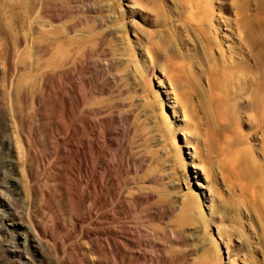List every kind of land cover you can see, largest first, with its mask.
<instances>
[{"label":"rangeland","instance_id":"rangeland-1","mask_svg":"<svg viewBox=\"0 0 264 264\" xmlns=\"http://www.w3.org/2000/svg\"><path fill=\"white\" fill-rule=\"evenodd\" d=\"M211 1L0 0V264H264V135L221 89L264 0Z\"/></svg>","mask_w":264,"mask_h":264},{"label":"bare ground","instance_id":"bare-ground-1","mask_svg":"<svg viewBox=\"0 0 264 264\" xmlns=\"http://www.w3.org/2000/svg\"><path fill=\"white\" fill-rule=\"evenodd\" d=\"M211 1V0H210ZM233 1V0H232ZM235 1V0H234ZM241 1V0H240ZM243 1V0H242ZM212 2V1H211ZM210 2V3H211ZM234 3V2H233ZM240 3H242V2H240ZM197 4V3H196ZM205 4V3H204ZM212 4H213V2H212ZM235 4H239V3H236V1H235ZM251 4V3H250ZM250 4H249V2L248 1H246V2H243V4H241L240 6H238V8H239V12L237 13V15H236V20H237V16L238 15H240V18L238 19L239 20V25L237 26V28H238V30H239V33H238V36H239V34H240V36H241V38L239 37V39L241 40V43L243 44H241L242 46H244L245 48H243V49H247L248 50V52H250V54H254L255 55V57H256V62H257V64H256V67H258V69H259V73H258V75H259V77H258V79H255L254 77H255V75H257V73L256 74H254V72H253V70H254V66L255 65H252V63H251V65L253 66V70H252V68H251V66L249 65V64H247V60L245 61V62H240L239 61V63L237 62L238 60H240V59H235V61H234V59L231 61V59H230V61L229 60H224L223 61V63H224V67H225V69H221L223 72V74H224V84H223V87H221V89L223 88V94H224V96L226 97V99H228L227 101H229V100H232V97L233 96H235L234 94H239V96L240 95H244V94H248V95H250L249 97H248V100H249V102H250V104L248 103V105H249V107H250V109L252 110V112L254 113V115H255V127L259 130V131H261L262 133H263V135H264V6H262L261 8H260V11L256 14V15H254V14H250V12H249V10L251 9L250 8ZM252 5V4H251ZM192 6H193V4H192ZM191 5H190V7H192ZM205 6V5H204ZM208 6H210V5H207L206 6V9L207 10H205V11H203V15H207L208 14V12L210 11H208ZM198 7V6H197ZM202 6H200L199 8H201ZM196 8V7H195ZM204 8V7H203ZM250 8V9H249ZM192 9V8H191ZM211 9V8H210ZM195 10V9H194ZM194 12V11H193ZM214 12V11H213ZM237 12V11H236ZM251 12H252V10H251ZM195 13V12H194ZM193 13V14H194ZM198 13V12H197ZM201 13H202V11H201ZM211 13H212V11H211ZM190 15V14H189ZM199 15V14H198ZM212 15H213V13H212ZM197 16V15H196ZM195 16V17H196ZM191 17H192V15H191ZM207 17H210V16H207ZM194 17H192L191 18V20L193 19ZM203 18V17H202ZM205 18V17H204ZM203 18V19H204ZM214 18V17H213ZM194 19H197V18H194ZM215 19V18H214ZM198 20V19H197ZM202 19H200V21H201ZM205 21H206V18L204 19ZM203 20V21H204ZM235 20V21H236ZM194 21V20H193ZM199 21V22H200ZM203 21H201L200 22V24H203L204 22ZM208 21H210V20H208ZM208 21H206V22H208ZM196 24L198 23V22H196V21H194ZM203 22V23H202ZM228 22L229 23H231L230 22V20H228ZM216 23V22H215ZM233 23V22H232ZM200 24H198V26L200 25ZM210 24H212V22L210 23ZM236 23H234V25H235ZM209 25V24H208ZM196 26V25H195ZM200 26H202V25H200ZM210 26V25H209ZM231 26V25H230ZM213 26H211V28H212ZM216 27V26H215ZM220 27V26H219ZM210 28V29H211ZM207 29H209V27L207 28ZM213 29V28H212ZM219 29V28H218ZM200 30V29H199ZM203 30V29H202ZM193 31V30H192ZM214 32H215V29H214ZM219 32V31H218ZM195 34V33H194ZM212 35V34H211ZM214 35V34H213ZM217 35V34H216ZM205 36V35H204ZM203 36V37H204ZM215 39H217V36H216V38H214L213 39V37H211L209 34H208V36H206V43H207V46L209 47V49H207V50H210V48H212V45H214V44H216L217 42H216V40ZM217 41H218V39H217ZM220 41V40H219ZM218 41V42H219ZM219 45V44H218ZM221 45V44H220ZM204 46H206V44H204ZM222 46V45H221ZM234 46V45H233ZM240 46V45H239ZM242 46H241V48H242ZM216 47H218V46H216ZM229 47V46H228ZM206 48V47H205ZM221 48V47H220ZM220 48H218V49H220ZM230 48H232V47H230ZM230 48H228L230 51L234 48H232V49H230ZM235 48H236V46H235ZM239 48V47H238ZM240 49V48H239ZM223 50V49H222ZM235 51V50H234ZM233 51V52H234ZM238 52H239V50H237ZM236 52V51H235ZM237 52V53H238ZM243 52V51H242ZM246 52V51H245ZM223 53H224V50H223ZM244 53V52H243ZM256 53V54H255ZM229 54V53H228ZM231 54H232V52H231ZM230 54V55H231ZM234 54H236V53H234ZM246 54V53H245ZM249 54V53H248ZM249 54V55H250ZM212 55H214V54H212ZM227 55V54H226ZM229 55V56H230ZM241 55V54H240ZM243 55V54H242ZM210 56V55H209ZM224 56V55H223ZM237 56H238V54H237ZM237 56H234V58L235 57H237ZM245 57H246V55H244ZM248 56V55H247ZM250 56H253V55H250ZM228 57V56H227ZM240 57V56H239ZM239 57H237V58H239ZM254 57V56H253ZM249 58V57H248ZM251 58V57H250ZM247 59V58H246ZM229 61V62H228ZM222 62V61H221ZM251 61H249L248 63H250ZM219 63V62H218ZM222 64V63H221ZM222 66V65H221ZM257 69V68H256ZM222 74V75H223ZM257 75V76H258ZM219 85V84H218ZM222 94V95H223ZM245 96V95H244ZM237 99H239L238 98V96H237ZM243 99V98H242ZM234 101V100H233ZM237 101V100H236ZM235 102V101H234ZM229 103V102H228ZM226 105H227V103H226ZM234 105H237L236 104V102H235V104ZM238 106V105H237ZM232 107L230 106V105H228V111H229V109H230V111H232V109H231ZM235 108V107H234ZM240 108V107H239ZM246 107H244V109H245ZM234 110V109H233ZM227 111V110H226ZM225 111V112H226ZM229 111V112H230ZM246 111V110H245ZM249 111V110H248ZM224 112V113H225ZM236 112H237V110H236ZM235 112V113H236ZM247 112V111H246ZM226 113H228V112H226ZM225 113V114H226ZM249 113V112H248ZM249 118V117H248ZM251 122V121H250ZM252 123V122H251ZM250 123V124H251ZM70 135V134H69ZM71 136V135H70ZM69 137V136H68ZM72 138V137H71ZM70 138V139H71ZM238 139L239 140H241L239 137H238ZM236 140H237V138H236ZM238 140V141H239ZM71 141V140H70ZM73 141V140H72ZM237 141V142H238ZM237 142H234L233 140H228V143H229V146H232V147H234V146H236L235 145V143H237ZM240 142V141H239ZM244 142V141H243ZM241 143V142H240ZM88 144V143H87ZM239 144V143H238ZM240 145V144H239ZM236 146L238 149L236 150V155L234 156L235 157V159H233V161H236L235 163L236 164H240V166L242 167V169H244L243 171H245V170H249L250 171V173L252 174V175H256V174H258L259 175V173H260V166L258 165V163L254 160V157L253 156H248L247 154H246V151H247V149L248 148H241L240 146ZM242 145V144H241ZM82 146V145H81ZM84 150H87L86 148L84 149ZM249 150V149H248ZM78 151V150H77ZM87 152V151H86ZM91 153V152H90ZM248 153V152H247ZM85 155V154H84ZM251 155V154H250ZM75 160H77L80 164H81V166H82V168H81V170H80V168H79V170L80 171H82V172H80V173H83V175L85 176V177H88V175H89V170H88V165H87V162H85V161H83L82 162V160H80V159H78V156H77V154L75 155V157H74V161ZM243 162V163H242ZM80 167V166H79ZM247 172V171H246ZM93 173V172H92ZM76 174V173H75ZM79 177H80V175H79ZM91 178H92V176H91ZM90 178V179H91ZM87 179V178H86ZM88 179H89V177H88ZM104 180V179H103ZM92 181V180H91ZM91 181H89V182H91ZM259 181V180H258ZM79 182V181H78ZM94 182V181H93ZM92 182V183H93ZM101 183V182H100ZM256 183V182H255ZM254 183V184H255ZM90 184V183H89ZM89 184H88V187H89ZM101 184H103V183H101ZM258 184V183H257ZM82 185H84V184H82ZM93 185H95L94 183H93ZM255 186V185H254ZM79 187V186H78ZM258 187V186H257ZM84 188V187H83ZM82 188V189H83ZM87 188V187H86ZM96 188V187H95ZM82 189H81V191H82ZM88 189V188H87ZM79 192V191H78ZM85 192V191H84ZM93 192V191H92ZM83 195V194H82ZM91 195V194H90ZM93 195V194H92ZM84 196H85V194H84ZM93 197V196H92ZM216 197V196H215ZM81 198H82V196H81ZM94 198V197H93ZM83 199H84V197H83ZM86 199V198H85ZM85 199H84V201H85ZM81 201V200H80ZM92 201V200H91ZM84 203V202H83ZM87 203V202H86ZM94 203V202H93ZM80 204H81V202H80ZM90 204V203H89ZM92 204V203H91ZM90 204V205H91ZM94 205V204H93ZM93 205H91V206H87L86 208H84V209H87L88 210V214L89 215H91V207H92V210H94L93 209ZM102 205V204H101ZM108 205V204H107ZM103 206V205H102ZM101 206V207H102ZM107 207V206H106ZM87 210H85V213L84 214H86V211ZM92 216V215H91ZM90 219H92L91 217H90ZM97 220V219H96ZM108 221V220H107ZM92 222H93V220H92ZM92 222H91V224H92ZM103 223V222H102ZM90 226V225H89ZM110 226V225H109ZM107 227V226H106ZM97 229V228H96ZM99 229V228H98ZM99 231V230H98ZM33 232V231H32ZM95 233V232H94ZM88 235L90 236V234L88 233ZM98 236V235H97ZM92 237V236H91ZM96 237V236H95ZM92 238H94V237H92ZM99 238H101V237H99ZM96 239V238H95ZM91 240V239H90ZM100 240V239H99ZM95 241V240H94ZM108 241V240H107ZM95 242H97V241H95ZM106 242V241H105ZM109 243V242H108ZM110 249H111V247H110Z\"/></svg>","mask_w":264,"mask_h":264}]
</instances>
